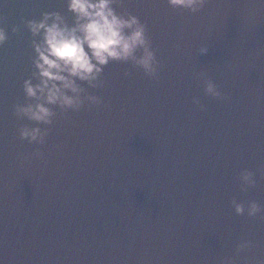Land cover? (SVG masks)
<instances>
[{"label":"water","instance_id":"water-1","mask_svg":"<svg viewBox=\"0 0 264 264\" xmlns=\"http://www.w3.org/2000/svg\"><path fill=\"white\" fill-rule=\"evenodd\" d=\"M114 7L146 25L157 77L110 63L103 87L83 85L100 105L53 108L43 126L14 115L32 102L25 24L72 16L64 0H0V264H262L264 211L237 216L232 200L264 210V0ZM201 73L223 99L205 95ZM25 126L46 128L45 143L21 140ZM245 170L256 185L242 191Z\"/></svg>","mask_w":264,"mask_h":264},{"label":"clouds","instance_id":"clouds-1","mask_svg":"<svg viewBox=\"0 0 264 264\" xmlns=\"http://www.w3.org/2000/svg\"><path fill=\"white\" fill-rule=\"evenodd\" d=\"M208 0H167L169 7L198 13ZM67 13L72 16L71 24L60 12H46L40 19L28 20L25 24L31 34L33 71L23 81L26 104L14 106L17 119H26L37 125L51 126L58 108L61 113L79 111L87 102L98 106L99 97L87 93L83 85L96 89L103 87L104 69L113 62L132 63L148 77L158 75L159 63L147 35V27L138 17L127 11L117 13L114 6L120 0H64ZM17 32V28L12 29ZM8 40L4 27H0V47ZM208 48L199 49L201 55ZM139 54V55H138ZM128 73H125L127 76ZM205 95L223 99L217 86L200 74ZM199 104V100H193ZM203 110V105L200 106ZM48 131L41 127H21L19 138L29 144L43 145ZM41 158L39 151L33 154ZM242 191L255 187L254 173L242 171L239 175ZM237 216L256 217L262 211L255 202L238 203L232 200ZM251 242H241L235 249L237 255L251 248ZM226 264H233L227 261ZM264 264V262H262Z\"/></svg>","mask_w":264,"mask_h":264}]
</instances>
